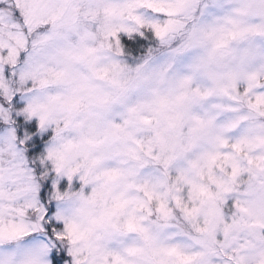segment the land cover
Segmentation results:
<instances>
[{
	"label": "snow or ice",
	"instance_id": "6c2138e0",
	"mask_svg": "<svg viewBox=\"0 0 264 264\" xmlns=\"http://www.w3.org/2000/svg\"><path fill=\"white\" fill-rule=\"evenodd\" d=\"M0 264H264V0H0Z\"/></svg>",
	"mask_w": 264,
	"mask_h": 264
}]
</instances>
